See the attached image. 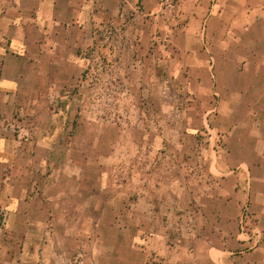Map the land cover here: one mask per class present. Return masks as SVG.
<instances>
[{"label":"crops","instance_id":"1","mask_svg":"<svg viewBox=\"0 0 264 264\" xmlns=\"http://www.w3.org/2000/svg\"><path fill=\"white\" fill-rule=\"evenodd\" d=\"M136 3L143 16L178 31L174 42L212 45L214 65L235 61L246 80L233 91L244 94L239 106L250 135L236 149V161L213 160L207 172L215 179L199 197L211 211L201 234L213 243L179 247L178 259L170 255L177 248L168 246L154 251L168 260H147L146 247L123 243L119 212L112 224L104 221L93 200L106 187L104 174L93 186L86 173L94 166L74 158L71 117L54 110L84 75L94 28L110 16L122 24L123 11ZM229 167L240 171L222 174ZM248 195L263 239L242 252L237 217ZM0 211V264H67L77 243L96 249L92 231L104 226L115 230L120 264H264V0H0ZM127 251L141 259H122Z\"/></svg>","mask_w":264,"mask_h":264},{"label":"rangeland","instance_id":"2","mask_svg":"<svg viewBox=\"0 0 264 264\" xmlns=\"http://www.w3.org/2000/svg\"><path fill=\"white\" fill-rule=\"evenodd\" d=\"M141 11L139 3L129 5L122 24L110 16L103 27L94 28L93 43L85 50L84 75L62 93L54 110L71 117L70 128L78 138L72 140L74 158L94 166L86 173L93 186L98 174H104L106 187L93 198L102 206L104 221L112 224L119 212L123 243L146 247L147 260H168V246L170 251L177 248L170 255L178 259L181 247L213 243L211 235L201 234L211 225V211L199 197L215 179L207 172L213 160L236 161V149L250 135L246 109L239 106L244 94L233 91L246 80L235 61L223 59L214 65L212 45L176 43V29L158 26L159 20ZM225 169L222 174L240 171ZM246 202L263 239L248 195L237 217L236 238L246 243L242 252L262 241L254 246L241 234ZM114 231L94 227L96 249L77 243L67 264H120ZM184 231L193 235L184 237ZM159 249L163 255L156 256ZM120 254L126 261L141 259L130 251Z\"/></svg>","mask_w":264,"mask_h":264},{"label":"built area","instance_id":"3","mask_svg":"<svg viewBox=\"0 0 264 264\" xmlns=\"http://www.w3.org/2000/svg\"><path fill=\"white\" fill-rule=\"evenodd\" d=\"M2 217L3 216L0 211V224L2 222ZM240 224L242 230L241 234L247 237V239L244 240L251 241L254 246L258 245L262 239V232L257 227V221L250 212L247 202L244 204V208L242 210Z\"/></svg>","mask_w":264,"mask_h":264}]
</instances>
